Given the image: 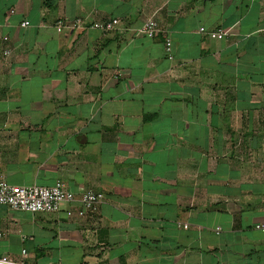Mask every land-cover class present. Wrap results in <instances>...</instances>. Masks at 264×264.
Wrapping results in <instances>:
<instances>
[{
	"label": "crops",
	"instance_id": "obj_1",
	"mask_svg": "<svg viewBox=\"0 0 264 264\" xmlns=\"http://www.w3.org/2000/svg\"><path fill=\"white\" fill-rule=\"evenodd\" d=\"M0 173L104 195L84 217L0 205V257L264 264V0H0Z\"/></svg>",
	"mask_w": 264,
	"mask_h": 264
},
{
	"label": "built area",
	"instance_id": "obj_2",
	"mask_svg": "<svg viewBox=\"0 0 264 264\" xmlns=\"http://www.w3.org/2000/svg\"><path fill=\"white\" fill-rule=\"evenodd\" d=\"M79 18L66 21L59 19L55 23L57 31H60L63 26L73 28L80 24ZM119 23V19L114 17L102 21H97L91 24L92 27L98 28L101 31H109L115 29ZM22 25H27L28 21L21 22ZM158 30L157 21L150 17L148 18L137 31L148 36H152ZM198 31L207 34L208 37L220 39L229 33L227 28H217L214 30H206L204 27H199ZM7 39V37H4ZM165 54L168 58H172L171 39L166 38L164 42ZM10 49L5 47L3 55H9ZM104 195L101 191L93 190L92 188L80 187L77 191L70 190L66 183L58 179L50 186H41L36 184L17 185L9 183L2 173H0V205H5L13 209H21L28 211H57L62 202L72 203L78 201L79 206L76 208H67L65 213L69 216L77 215L84 217L91 215L98 208L99 203L103 200ZM254 228L259 229L264 234V223H256ZM0 264H25L20 261H13L7 257H0Z\"/></svg>",
	"mask_w": 264,
	"mask_h": 264
}]
</instances>
